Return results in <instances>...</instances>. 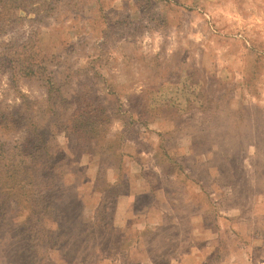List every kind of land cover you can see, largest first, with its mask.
Wrapping results in <instances>:
<instances>
[{
    "label": "rangeland",
    "instance_id": "374dc122",
    "mask_svg": "<svg viewBox=\"0 0 264 264\" xmlns=\"http://www.w3.org/2000/svg\"><path fill=\"white\" fill-rule=\"evenodd\" d=\"M1 143L0 163L46 148L70 188L31 205L0 185L17 201L3 206L0 264H29L32 248L41 264L82 261L79 219L64 223L63 259L42 230L63 222L43 207L72 218L75 191L92 217L103 171L163 186L175 214L156 227L140 212L95 264H264V0H0Z\"/></svg>",
    "mask_w": 264,
    "mask_h": 264
},
{
    "label": "trees",
    "instance_id": "16d2710c",
    "mask_svg": "<svg viewBox=\"0 0 264 264\" xmlns=\"http://www.w3.org/2000/svg\"><path fill=\"white\" fill-rule=\"evenodd\" d=\"M0 159H3L6 154L4 151L5 143L0 144ZM20 144H17L15 147H19ZM14 147V148H15ZM30 150L27 149H21V151H15L14 155L18 157L14 161L13 157L8 161V163H0V185L3 187V191L8 194V190H5L7 188H12L11 186H8L9 184L13 185L14 187H17L19 190L22 191V196L24 195V191L26 190V200H30V204L32 205L34 201L36 202H46L50 199L52 196L54 199L59 198L61 199L65 195L68 194L70 184L65 183L63 179V174L67 172L66 170H61L59 172H56V167L54 166L53 157L51 155L50 151H46V148L43 147L40 148L36 143H32L29 145ZM44 150V151H43ZM73 155L74 152H72ZM95 155L96 153H91V151H83V155ZM98 154V153H97ZM60 158H66V160H70L71 155L65 154L63 151H59ZM14 161V162H13ZM119 163L118 161L117 165H109V167H114L116 170L119 169ZM39 166V167H37ZM118 173V172H117ZM83 178L84 171H83ZM56 181L59 185L56 189L55 187H52L53 181ZM85 180V179H84ZM96 182H101V185H92L91 191L92 193H99L100 194V200L98 201L97 205L93 209V215L90 218H84L81 216V203L80 199L78 197V193L74 191L72 193L71 197L68 200H65L66 203L70 204L73 207H78V210L72 213V218H69V213L66 212V209H59V211L56 209V207H53L52 204H49L43 207V212L45 213V217H55L54 214L56 213L57 216L61 217V221L63 222V225H58L56 222V229L52 233L51 231L45 229L42 227L43 233H47V244L46 246H51L50 248L53 250H56L59 252V254L62 256L61 258H67L68 251H62V247L58 246V243L61 241V239H64V236L62 234V231L65 228V222L67 221H76L78 218L80 223H75V226L78 227V230H82L83 232V257H81L82 261H78L77 259H74L73 257H68V260H71L73 264L80 262L81 264H91L90 259H94L93 264H95V260L99 257L106 258L108 255L104 254L103 252H107L106 250L113 251L116 250V247L113 243L114 237L118 236L120 238L121 231H123L122 228L113 227L112 225H109L106 221L107 212H106V200L107 198H113L116 197L118 194H122L126 191V185H125V179L122 178V173L118 177V180L113 181L112 183L107 181L104 178V171L100 174L97 173V176L94 179ZM41 184L44 186H48V189H50V193H43L40 191H36V188ZM154 186V185H153ZM7 187V188H5ZM5 188V189H4ZM1 189V188H0ZM52 191H54V195H51ZM40 192V193H39ZM0 191V224L2 222L1 214L4 215L5 212H3V206L6 203V206L9 205V202L16 203L17 201L12 199L14 197L13 195L8 196V200H5L4 195ZM47 195V196H46ZM60 196V197H58ZM47 199V200H46ZM65 203V205H66ZM43 204V203H42ZM30 205V206H31ZM83 203V208H84ZM31 208V207H30ZM30 208L28 211H30ZM136 210H138V207L136 205ZM168 221V220H167ZM166 223V222H165ZM163 223L162 226L166 225ZM158 226V227H162ZM66 227H69L67 225ZM157 227V226H156ZM54 234V243L50 244V235ZM27 241H31V236L27 233ZM66 238V237H65ZM107 239V240H106ZM122 239V237H121ZM106 241V247L103 241ZM49 242V243H48ZM53 242V240H52ZM67 244L65 245V248L67 247ZM32 247V246H30ZM103 247H105V251H103ZM35 250V249H34ZM81 253V252H80ZM110 254V253H108ZM90 258V259H89ZM37 259V260H36ZM48 261V259H47ZM41 264V259L36 258L35 252L31 251L30 258H29V264Z\"/></svg>",
    "mask_w": 264,
    "mask_h": 264
},
{
    "label": "crops",
    "instance_id": "0c3cea01",
    "mask_svg": "<svg viewBox=\"0 0 264 264\" xmlns=\"http://www.w3.org/2000/svg\"><path fill=\"white\" fill-rule=\"evenodd\" d=\"M122 178L127 180L128 186L125 194L113 197L112 203H110L112 205V212L110 214L107 212L106 217V221L109 225L122 229L127 227L129 229L130 227L138 226V214L143 211L146 222H149L154 226H162L163 223L167 221L169 216L171 217L175 214L173 207H170V202L168 201L170 199L167 196L163 186L154 187L150 182L143 180L141 177L137 178V175L129 172L125 175H122ZM132 184L134 186L139 185L143 187V189L132 191ZM138 195H145L149 198V202L140 207L141 210L139 208L138 210L135 209V197ZM119 200L123 202L122 209L121 207L118 208V205H116L115 208V204H117V201ZM97 203L98 201L95 203V205H93V207H95ZM118 210L122 211V215L120 214L121 211L119 213L117 212Z\"/></svg>",
    "mask_w": 264,
    "mask_h": 264
}]
</instances>
